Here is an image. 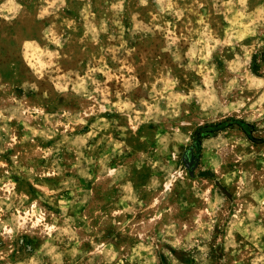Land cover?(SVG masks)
I'll return each mask as SVG.
<instances>
[{"label": "rangeland", "instance_id": "374dc122", "mask_svg": "<svg viewBox=\"0 0 264 264\" xmlns=\"http://www.w3.org/2000/svg\"><path fill=\"white\" fill-rule=\"evenodd\" d=\"M0 264H264V0H0Z\"/></svg>", "mask_w": 264, "mask_h": 264}]
</instances>
